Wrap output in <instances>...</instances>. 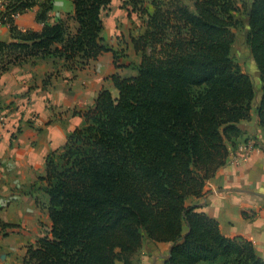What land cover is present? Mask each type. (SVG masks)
<instances>
[{"label":"trees","instance_id":"1","mask_svg":"<svg viewBox=\"0 0 264 264\" xmlns=\"http://www.w3.org/2000/svg\"><path fill=\"white\" fill-rule=\"evenodd\" d=\"M1 1L0 21L13 40H0V78L49 57L82 70L114 51L103 37L112 0H72L74 13L54 23V0ZM139 2L130 1L148 13L146 31L132 37L139 73L113 74L118 95L103 88L93 106L75 111L83 124L47 155L32 187L46 184L51 228L22 264H134L145 238L173 244L164 264H264L251 240L224 235L215 217L187 204L227 164L239 123L252 116L256 87L232 54L243 7L264 128V0H153L150 13ZM33 8L42 30L20 29L16 17Z\"/></svg>","mask_w":264,"mask_h":264},{"label":"crops","instance_id":"2","mask_svg":"<svg viewBox=\"0 0 264 264\" xmlns=\"http://www.w3.org/2000/svg\"><path fill=\"white\" fill-rule=\"evenodd\" d=\"M130 1L112 0L103 13L104 42L107 46L111 43L109 47L118 52V63L114 51L103 53L82 70H73L60 57L39 58L11 66L0 78V113L8 114V123L0 122V160L4 163L0 166V220L7 224H0V264H22L28 246L43 235L42 215L51 226L48 204L42 212L39 199L20 193L19 187L31 190L37 177L45 173L47 155L64 145L68 134L83 124L84 118L75 110L93 106L103 88L118 95L113 74L127 78L139 73L142 54L135 49L132 37L146 31L148 13L134 11ZM1 3L0 0V9ZM139 3L149 13L154 9L153 0ZM73 13L72 0H54L50 21L54 23ZM16 24L22 30L43 28L37 19V8L17 16ZM70 26L74 33L78 22L72 19ZM127 32L125 44L115 41L119 33ZM0 40H13L10 26L1 21ZM48 96L53 106L47 104ZM256 96L260 102L262 90ZM28 98L34 102L32 105L27 104ZM12 102L15 106L7 108ZM34 111L39 116L29 122ZM18 124H22V132L13 139ZM239 126L242 134L230 147L227 164L207 182L204 195L190 197L187 204L198 205L199 210L215 217L224 235L251 240L264 259V128L258 111L253 109L251 119L241 121ZM153 243L157 244L155 249L147 251L144 240L145 254L134 264L164 263L173 244Z\"/></svg>","mask_w":264,"mask_h":264},{"label":"rangeland","instance_id":"3","mask_svg":"<svg viewBox=\"0 0 264 264\" xmlns=\"http://www.w3.org/2000/svg\"><path fill=\"white\" fill-rule=\"evenodd\" d=\"M184 1L189 2L190 0H184ZM237 1H238L240 6H243V3L250 4L252 2V0H237ZM235 16L240 20V24L234 28V31H235V34H236V39H235V42H234V45H233V48H232V54H233L235 60L238 63H240V65L242 66L243 70L245 72H247L252 77V79L254 81V84H255V87H256V90H257L256 93L258 92L257 94L259 96V90H262V80H261V77H260V71L258 70L257 64H256V62H255V60H254V58L252 56L250 47L248 46L247 41H246V34H247V31H248V18L246 16L245 12H244V7L242 8L241 11L235 13ZM128 37H129L128 32L127 33H119V35H117V38H116L115 41L122 45V44H125L127 42V40L129 39ZM110 44L111 43H109V46H110ZM15 102L10 103L6 107L8 108L11 105L15 106V104H16ZM26 102H27L28 105H32L34 103V102L31 101L30 98H28L26 100ZM46 102H47L48 105L53 106V102H52V100H51V98L49 96L47 97ZM258 103H259V99L256 96V99H255V102H254V108H253L255 111L257 109V104ZM31 114L32 115L30 116V119H29L31 121H29V122H33L39 116L38 111H34ZM0 122L3 123V124L8 123V114L7 113H0ZM21 127H22V124H18L16 127H14V130H13V133H12L13 134L12 135L13 139H17L18 134L22 132L21 131ZM3 165H4V163L1 162V160H0V166H3ZM44 186H46V184L44 182H42V183L38 182V184L35 185L34 188L32 187L31 190H25L24 188L19 187V192L20 193H24V192L25 193H29V194L35 195L37 197V199H39V204H40V207L42 209V212H45L43 210L44 209L43 207H45L48 204V202H49V198L47 200V195L48 194L43 189ZM43 218L44 217L42 215L41 219H40V225H41V229H42L41 231L43 232L42 236H44L46 233H48L50 228H51L49 222L44 221ZM148 240H149L148 238H145V242H146L145 246L148 247L147 251L154 250L155 249V245H157V244L153 243L155 241L151 240V242H150ZM143 249L144 248H142L136 254L135 259L140 260L142 258L141 255L144 253ZM158 260L159 259H157V261ZM148 261H150V260H148ZM153 261H154V259L151 260V263Z\"/></svg>","mask_w":264,"mask_h":264},{"label":"water","instance_id":"4","mask_svg":"<svg viewBox=\"0 0 264 264\" xmlns=\"http://www.w3.org/2000/svg\"><path fill=\"white\" fill-rule=\"evenodd\" d=\"M171 253V252H170ZM170 253H169V255H170Z\"/></svg>","mask_w":264,"mask_h":264}]
</instances>
